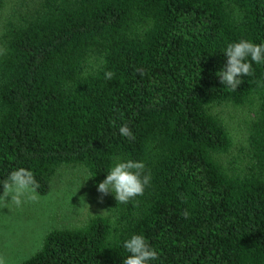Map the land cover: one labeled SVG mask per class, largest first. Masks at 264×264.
I'll list each match as a JSON object with an SVG mask.
<instances>
[{"label":"trees","instance_id":"1","mask_svg":"<svg viewBox=\"0 0 264 264\" xmlns=\"http://www.w3.org/2000/svg\"><path fill=\"white\" fill-rule=\"evenodd\" d=\"M242 38L264 43V0L12 2L0 29V182L23 167L44 196L72 165L97 190L115 158L151 174L142 196L111 194L103 215L50 230L18 264H123L133 234L157 251L150 264H264V63L236 91L216 75ZM227 104L250 113L242 145L216 112Z\"/></svg>","mask_w":264,"mask_h":264},{"label":"rangeland","instance_id":"2","mask_svg":"<svg viewBox=\"0 0 264 264\" xmlns=\"http://www.w3.org/2000/svg\"><path fill=\"white\" fill-rule=\"evenodd\" d=\"M12 2L0 15V29ZM216 112L229 126L237 145L244 143L250 113L247 108L230 106L218 107ZM105 195L93 189L87 170L82 166L65 165L52 178L50 192L40 196L38 202L25 201L17 207L6 198L7 207L0 205V256L7 264H18L34 254L42 244L47 232L61 228H77L95 215L105 213Z\"/></svg>","mask_w":264,"mask_h":264},{"label":"clouds","instance_id":"3","mask_svg":"<svg viewBox=\"0 0 264 264\" xmlns=\"http://www.w3.org/2000/svg\"><path fill=\"white\" fill-rule=\"evenodd\" d=\"M6 49H0V55L6 54ZM224 55L226 64L216 73L221 84L226 85L229 90L236 91L237 86L243 83L242 77L252 76L254 69L253 63H264V43L257 44L248 39H240L238 42L228 43ZM141 75L144 69H137ZM114 76L112 71H106L104 77L111 80ZM115 123V122H113ZM119 134L134 139L133 133L127 124L119 127ZM151 182V174L146 171V166L142 161L128 159L121 161L115 158L114 165L108 171L105 179L98 183L97 192L100 194L99 201L103 197L113 194L119 203H127L129 200L144 194L146 186ZM3 193L0 194V205L7 207L6 198L17 207L25 201L38 202L40 194L37 191L40 184L34 177L31 170L20 167L11 171L6 180L0 182ZM184 218H189L190 213L185 210L182 212ZM123 248L128 255L123 259V264H150L158 258V253L146 241L145 237L133 234L123 242ZM0 264H7L6 259L0 256Z\"/></svg>","mask_w":264,"mask_h":264}]
</instances>
